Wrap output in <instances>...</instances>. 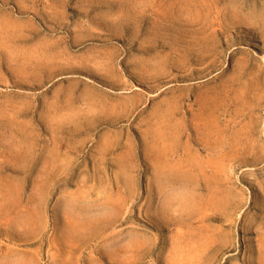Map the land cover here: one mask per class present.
I'll return each mask as SVG.
<instances>
[{
	"label": "rangeland",
	"instance_id": "rangeland-1",
	"mask_svg": "<svg viewBox=\"0 0 264 264\" xmlns=\"http://www.w3.org/2000/svg\"><path fill=\"white\" fill-rule=\"evenodd\" d=\"M0 264H264V0H0Z\"/></svg>",
	"mask_w": 264,
	"mask_h": 264
},
{
	"label": "bare ground",
	"instance_id": "bare-ground-1",
	"mask_svg": "<svg viewBox=\"0 0 264 264\" xmlns=\"http://www.w3.org/2000/svg\"><path fill=\"white\" fill-rule=\"evenodd\" d=\"M186 167H187V165H186ZM183 208V207H182Z\"/></svg>",
	"mask_w": 264,
	"mask_h": 264
}]
</instances>
